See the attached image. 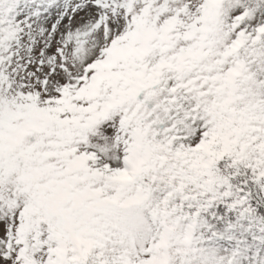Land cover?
<instances>
[{
    "label": "snow or ice",
    "instance_id": "1",
    "mask_svg": "<svg viewBox=\"0 0 264 264\" xmlns=\"http://www.w3.org/2000/svg\"><path fill=\"white\" fill-rule=\"evenodd\" d=\"M0 264H264V0H0Z\"/></svg>",
    "mask_w": 264,
    "mask_h": 264
}]
</instances>
